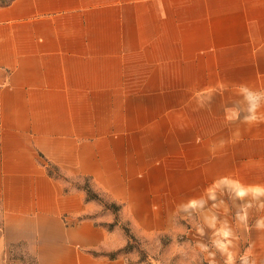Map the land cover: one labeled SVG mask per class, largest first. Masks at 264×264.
Instances as JSON below:
<instances>
[{
	"label": "crops",
	"instance_id": "crops-1",
	"mask_svg": "<svg viewBox=\"0 0 264 264\" xmlns=\"http://www.w3.org/2000/svg\"><path fill=\"white\" fill-rule=\"evenodd\" d=\"M142 21L198 38L194 56L174 39L133 51ZM51 167L130 209L144 179L172 182L161 197L173 204L213 187L264 195V0L0 6V264H116L94 253L109 242L84 218L97 206Z\"/></svg>",
	"mask_w": 264,
	"mask_h": 264
},
{
	"label": "rangeland",
	"instance_id": "rangeland-1",
	"mask_svg": "<svg viewBox=\"0 0 264 264\" xmlns=\"http://www.w3.org/2000/svg\"><path fill=\"white\" fill-rule=\"evenodd\" d=\"M12 0H0V6ZM133 51L151 50L171 39L179 43L180 59H188L190 36L156 35L168 22H132ZM181 30L182 22H180ZM128 38H100L101 48L123 46ZM114 41V42H113ZM148 51V52H149ZM138 76V70H133ZM118 117V116H117ZM67 188L82 190L97 210L84 216L103 226L109 236L107 245L94 253L116 264H264V248L253 244L264 240V195H239L227 187H213L210 195L191 202L173 204L161 197L172 182L144 179L134 182L130 207L109 196L87 177H66L51 167ZM164 185V188L162 187ZM166 185V186H165Z\"/></svg>",
	"mask_w": 264,
	"mask_h": 264
}]
</instances>
